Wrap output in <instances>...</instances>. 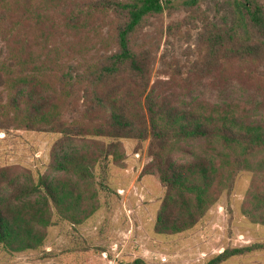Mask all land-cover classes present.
Segmentation results:
<instances>
[{
  "label": "trees",
  "instance_id": "trees-1",
  "mask_svg": "<svg viewBox=\"0 0 264 264\" xmlns=\"http://www.w3.org/2000/svg\"><path fill=\"white\" fill-rule=\"evenodd\" d=\"M110 15L114 50L93 65L69 63L60 77L74 99L57 102L35 76L20 78L9 99L11 127L57 134L44 171L0 164V247L19 252L40 247L49 226L80 225L100 206L95 174L110 163L126 166L123 139L134 152L147 143L149 160L139 176L154 175L163 189L153 232L177 235L194 227L236 174L252 175L240 212L264 226V0H81ZM164 11L169 18L148 46L143 29ZM75 23L83 21L74 15ZM196 29L199 57L175 63L152 80L163 35ZM191 39L190 31H186ZM187 54L192 49L187 47ZM5 78L0 72V86ZM81 100V105L79 104ZM73 105L74 118L60 113ZM71 116V114L69 115ZM59 219L55 220L54 216ZM264 252V241L228 245L203 264H237L234 257ZM132 264H147L135 258ZM262 264V263H253Z\"/></svg>",
  "mask_w": 264,
  "mask_h": 264
},
{
  "label": "rangeland",
  "instance_id": "rangeland-1",
  "mask_svg": "<svg viewBox=\"0 0 264 264\" xmlns=\"http://www.w3.org/2000/svg\"><path fill=\"white\" fill-rule=\"evenodd\" d=\"M164 1V0H162ZM183 0H172L178 5ZM83 21L75 23L74 15ZM180 11L147 25L141 34L143 46L159 38L168 22L182 17ZM191 39H187L186 31ZM110 15L84 5L81 0H0V86L2 116H13L9 99L20 78L35 76L57 102L74 99L69 91L74 79L61 83L68 64L93 65L97 58L114 50ZM196 29L183 27L175 36H162L156 53L152 80L168 75L175 63L188 64L199 57L195 49ZM192 52L187 54V47ZM80 106L81 100H79ZM74 118L73 105L61 111ZM71 114V116H69ZM57 134L11 127L0 130V164L14 163L34 174L44 171L49 150ZM126 166L111 163L106 172L95 174L99 208L82 224L60 221L47 229L44 243L36 248L11 252L0 247V264H132L143 258L147 264H203L228 245L264 241V226L252 224L240 212V202L252 175L251 170L236 174L230 196L223 193L202 219L191 229L177 235L153 232L156 211L163 189L154 175L139 176L149 160L147 143L134 152L135 141L123 139ZM47 170V169H46ZM237 264H264V252H254L228 260Z\"/></svg>",
  "mask_w": 264,
  "mask_h": 264
}]
</instances>
